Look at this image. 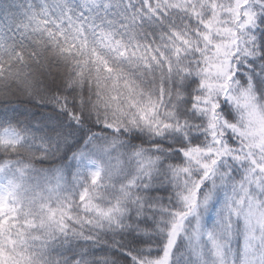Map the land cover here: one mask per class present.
Masks as SVG:
<instances>
[{"label":"snow or ice","instance_id":"snow-or-ice-1","mask_svg":"<svg viewBox=\"0 0 264 264\" xmlns=\"http://www.w3.org/2000/svg\"><path fill=\"white\" fill-rule=\"evenodd\" d=\"M0 264H264V0H0Z\"/></svg>","mask_w":264,"mask_h":264}]
</instances>
